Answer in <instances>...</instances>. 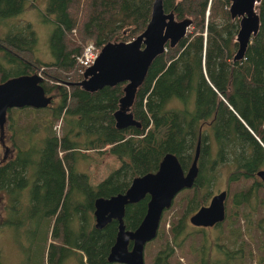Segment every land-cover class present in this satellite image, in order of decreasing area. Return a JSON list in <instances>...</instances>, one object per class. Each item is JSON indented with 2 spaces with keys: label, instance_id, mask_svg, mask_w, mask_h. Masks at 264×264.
Wrapping results in <instances>:
<instances>
[{
  "label": "trees",
  "instance_id": "obj_1",
  "mask_svg": "<svg viewBox=\"0 0 264 264\" xmlns=\"http://www.w3.org/2000/svg\"><path fill=\"white\" fill-rule=\"evenodd\" d=\"M25 2L0 0V20L21 12ZM152 2L47 0L46 14L54 22L49 37L54 55L51 61L35 56L36 36L30 25L11 26L5 33L0 32V81L40 72L44 90L51 92L55 88L61 96L59 105L52 110L22 107L7 113V127L12 132L9 140L18 151L5 162L0 155V190L8 197L3 224L11 227L15 236L22 227L28 245L37 247L38 261H33L29 253L26 259L32 261L25 264H43L45 259L52 263L55 258L70 256L73 248L83 250L82 264H111L107 256L118 222L112 219L97 228L94 200L124 192L133 177L155 171L167 152L177 156L186 172L198 140V173L193 185L174 197H178L180 212L168 222L167 232L164 228L160 231V238L165 236L164 243L152 264H175L174 246L180 252L184 247L189 253L197 252L196 264H244L255 256L249 229L245 231L249 240L238 239V235H245V227L241 231L231 228L230 234L235 235L232 237L222 235L220 229L227 217L229 224L234 216L232 225L241 217L248 224L257 218L256 228L264 231V215L256 216L264 205L260 192L263 184L256 174L264 168V0L256 6L258 31L244 58L237 61L232 56L237 46L234 37L238 18L230 17L229 0H163L165 11L172 10L177 19L189 16L192 23L175 46L166 44L149 65L131 106L140 122L138 127L115 126L113 112L124 82L96 91L65 83L81 79L77 56L87 41L101 48L107 41L132 39L145 28ZM175 99L184 105H172ZM45 119L49 121L48 133L33 137L37 133L27 129L34 120ZM58 120L59 134L53 130ZM88 150L107 151L119 160L95 184L90 182L89 173L78 167L80 160L90 158L85 153ZM222 165L232 167L229 182L252 180L231 193L232 210L213 226L219 231L213 244L207 245L204 239L199 247H193L189 236L194 232H186L188 215L209 203ZM30 179L28 202L22 204V188ZM148 199L146 194L125 206L126 228L138 226ZM58 206L62 209L56 214ZM165 222L163 219L161 225L165 226ZM196 230L205 237L206 228ZM50 236L58 238L62 245L49 241ZM214 248L218 256L213 255ZM256 261L264 264V255L260 254Z\"/></svg>",
  "mask_w": 264,
  "mask_h": 264
},
{
  "label": "water",
  "instance_id": "obj_2",
  "mask_svg": "<svg viewBox=\"0 0 264 264\" xmlns=\"http://www.w3.org/2000/svg\"><path fill=\"white\" fill-rule=\"evenodd\" d=\"M260 0H230L229 14L238 18V29L234 40L236 49L233 61L243 59L251 38L259 28L257 4ZM192 19L189 16L177 19L172 10L165 11L163 0H153L150 18L145 28L130 40H111L104 43L94 62L87 66L82 77L76 81H66L67 85H78L87 91H96L105 85L124 82L123 93L118 99V107L113 112L115 126L124 128L140 126L131 106L139 85L143 82L153 59L166 49V44L175 46L186 34ZM43 75L24 73L0 81V132L6 120V112L11 107H44L51 102L42 86ZM1 138V137H0ZM198 140L193 160L185 172L175 154L167 152L153 172L133 177L124 192L109 197L99 196L94 200V221L98 228L112 218L118 220V230L107 259L125 264H145L144 246L156 236L162 212L169 207L175 195L192 186L198 172ZM264 187V168L256 171ZM149 195L147 209L138 226L126 230L123 223L125 204ZM227 189L216 191L209 203L200 206L189 216L195 226H212L224 220ZM132 240L131 248L128 242Z\"/></svg>",
  "mask_w": 264,
  "mask_h": 264
},
{
  "label": "rangeland",
  "instance_id": "obj_3",
  "mask_svg": "<svg viewBox=\"0 0 264 264\" xmlns=\"http://www.w3.org/2000/svg\"><path fill=\"white\" fill-rule=\"evenodd\" d=\"M46 7H47V0H26L24 8L18 14L0 20V32L3 34L5 33L9 27L11 26H27L30 25V28L33 30L36 41L33 47V52L36 57H38L42 61H51L54 59V55L51 52L49 37L50 33L54 27L53 17L51 15L46 14ZM191 25L188 27L190 29ZM1 58V57H0ZM192 100V99H191ZM172 105L183 106V102L180 100H174L171 102ZM170 104V105H171ZM191 105V103H190ZM17 114V112L15 111ZM34 119V117H33ZM59 123V129L56 125ZM60 124L61 120H58L54 126L53 130H56V133L59 134L60 131ZM41 138L40 134H36L33 137ZM9 145L11 141L9 139L6 140ZM87 153L90 158L87 160H80L78 162L79 169L86 170L89 173V179L92 184L97 183L100 179L105 177L107 173L116 167L119 164V160L111 153L104 151L102 153H98L94 150H88ZM61 154V151H59ZM0 155H1V147H0ZM232 169L229 165H222L218 171V176L216 178V182L213 186L214 193L221 189H227V196L225 199V210L226 213L230 212L231 207V193L235 190H238L240 187L247 186L250 181L248 179H240L236 182H229L228 174ZM4 196L2 198V202H0V261L3 264H23L24 259H26V255L29 253L32 254L33 261H38L39 253H37V247H33L32 245H28V238L26 237V232H22L15 236L11 227H7L6 224H3V221L6 218L7 210L5 209L6 201L8 197L0 191ZM230 192V193H229ZM261 194L264 196V187L261 189ZM230 194V196H229ZM176 196V195H175ZM23 203L27 201V192L24 190L23 193ZM178 197L175 199L170 208H168L169 212L167 215V221L169 222L170 219L176 216L180 212V205L177 201ZM264 215V205L260 207V212L256 216ZM187 221V228L186 232L191 233L194 232L189 236L190 244L192 243L193 247L196 245L199 247L201 242L207 243V245H212L216 235L219 234L218 228L209 227L205 230V237L202 235V231H197V226L193 225L189 221ZM234 216H232L233 218ZM232 218L230 223L229 218L227 217L226 221L223 223L221 227V232L223 231L222 235H231V228H238L241 231V227L244 228L245 235H238V239L244 238L245 240H249L248 236L246 235V229H249L251 234L253 235V240L250 241L253 254L255 255L254 258L250 261H246L244 264H259L257 257L260 254L264 255V231H261L256 228V220H254L251 224H248L244 221L241 217L238 218L237 221L232 225ZM163 221V219L161 220ZM165 222V226L167 228ZM161 224V223H160ZM196 230V231H195ZM167 235V234H166ZM165 237V236H164ZM164 237L152 240L148 245L145 247L144 250V258L145 264H152V258L155 252L163 245ZM189 243V242H188ZM258 247V248H257ZM186 247H184L181 252L178 251V246H174V263L178 264V259L180 264H196L195 261H198V254L197 252L187 253ZM212 253L215 256H218L219 253L216 252L215 248L212 249ZM259 254V255H258ZM64 264H72V260L65 261Z\"/></svg>",
  "mask_w": 264,
  "mask_h": 264
},
{
  "label": "flooded vegetation",
  "instance_id": "obj_4",
  "mask_svg": "<svg viewBox=\"0 0 264 264\" xmlns=\"http://www.w3.org/2000/svg\"><path fill=\"white\" fill-rule=\"evenodd\" d=\"M31 73H34V72H31ZM38 73H40V72H38ZM27 74H29V73H27ZM41 74V73H40ZM19 75V74H18ZM67 81V80H66ZM66 83V82H65ZM45 93L47 94V95H51L52 96V99H51V102L48 104V105H46V106H44V107H33V108H42V109H46V110H52V109H54L55 107H57L58 105H59V103H60V101H61V96H60V93H59V91L57 90V89H55V88H53L52 90H51V92H48V91H45ZM22 107H32V106H22ZM22 107H11V108H8L7 109V112H6V120H5V122H4V125H3V130H2V133L0 132V147H1V160H3V162H5L6 160H8V159H10L11 157H13L14 156V154L18 151V149L17 148H15L14 146H12V145H9L8 143H7V139H9L10 138V135L12 134V132L8 129V127H7V113H8V111L9 110H13L14 108H16V109H22ZM43 122H44V124H43ZM29 132H31V133H37V134H41V135H45V134H47L48 133V131H49V121L47 120V119H45L44 121H41V120H34L33 121V124H32V127L31 128H29V129H27ZM20 158V157H19ZM30 187H31V179L30 180H28V182L23 186V188H22V197H23V193H24V190H26V192H27V201L25 202V203H27L28 202V191L30 190ZM184 189V188H183ZM0 191H3V190H0ZM181 191V190H180ZM3 193L6 195V197H7V194L3 191ZM4 195L0 192V202H2V198L1 197H3ZM143 198V197H142ZM141 199V198H140ZM139 199V200H140ZM149 200V199H148ZM138 201V200H137ZM137 201H133V202H137ZM173 201H174V199L172 200V203H173ZM7 202V201H6ZM133 202H128V203H133ZM128 203H126L125 204V206L128 204ZM172 203H171V205H172ZM22 204H23V201H22ZM147 204H148V201H147ZM174 204H175V201H174ZM170 205V206H171ZM203 205H205V204H203ZM170 206L169 207H167V208H165L164 210H163V212H162V215H161V218H160V222H159V226H158V229H157V233H156V236L153 238V239H151L150 241H148V242H146V244H145V246H144V250H145V247L148 245V243H150L152 240H154V239H156L157 237H159L160 238V231L162 232V228H164L165 230H166V232H167V230H168V222H166V225H167V228H166V226H162L161 224H162V219H165V221H167V215H168V212H169V210H168V208H170ZM8 207V203H6L5 204V209ZM62 208H61V206H58V208L56 209V211H55V213L57 214L58 213V211H60ZM146 209H147V207H146ZM124 211H125V208H124ZM196 211V210H195ZM55 214V215H56ZM124 216V215H123ZM54 219H55V217H53L52 218V221L54 222ZM112 219H116V218H112ZM111 219V220H112ZM110 220V221H111ZM117 220V219H116ZM109 222V221H108ZM107 222V223H108ZM117 222H118V220H117ZM106 223V224H107ZM124 223V222H123ZM140 223V222H139ZM161 223V224H160ZM218 223V222H217ZM105 224V225H106ZM216 224V223H215ZM214 224V225H215ZM53 225V224H52ZM50 226V229H53L54 228V226ZM104 225V226H105ZM214 225H212V226H197V227H204V228H209V227H213ZM103 226V227H104ZM124 226H125V224H124ZM103 227H101V228H103ZM98 228V227H97ZM125 229L126 230H133V229H128V228H126L125 227ZM117 230H118V224H117ZM21 231L22 232H24V230H23V228L21 227ZM116 234H117V231H116ZM115 237H116V235H115ZM49 241H51V242H54L55 244H58V245H62V241H59V239L58 238H53L52 236H50L49 237ZM115 241V240H114ZM114 243V242H113ZM113 245V244H112ZM111 245V246H112ZM131 246H132V240H129V242H128V248H131ZM158 251V250H157ZM157 251L155 252V254L157 253ZM83 250L82 249H79V248H73V250H72V254L70 255V256H68V257H66V258H62V259H58V258H55L54 259V261L52 262V263H48V261L49 260H47V259H45V261H43V264H64L65 263V261H68V260H72V264H82L81 263V259H80V257H81V254L83 255ZM155 254H154V256H155ZM154 256H153V258H154ZM153 258H152V261H153ZM83 260H85V257L83 256ZM26 261H32V260H30V259H24V261H23V264H25L26 263ZM109 261V260H108ZM144 261H145V258H144ZM86 262V261H85ZM111 264H125V263H122V262H117V261H109ZM34 264H41V263H39V262H35Z\"/></svg>",
  "mask_w": 264,
  "mask_h": 264
},
{
  "label": "built area",
  "instance_id": "obj_5",
  "mask_svg": "<svg viewBox=\"0 0 264 264\" xmlns=\"http://www.w3.org/2000/svg\"><path fill=\"white\" fill-rule=\"evenodd\" d=\"M98 53L99 49L93 41L89 40L84 44L82 53L77 56V61L81 65V72L94 62ZM56 127L59 129V123Z\"/></svg>",
  "mask_w": 264,
  "mask_h": 264
},
{
  "label": "bare ground",
  "instance_id": "obj_6",
  "mask_svg": "<svg viewBox=\"0 0 264 264\" xmlns=\"http://www.w3.org/2000/svg\"><path fill=\"white\" fill-rule=\"evenodd\" d=\"M229 2H230V0H229ZM99 49V51H100V48H98ZM82 53V52H81ZM241 60V59H240ZM147 74V73H146ZM145 79V78H144ZM144 81V80H143ZM119 83V82H118ZM117 84V83H116ZM106 86V85H105ZM108 86H110V85H108ZM112 86V85H111ZM138 89V88H137ZM136 95V94H135ZM135 99V98H134ZM198 173V172H197ZM195 181V180H194ZM193 185V184H192ZM227 196V195H226ZM226 199V198H225ZM225 212H226V210H225ZM226 216V215H225ZM191 223V222H190Z\"/></svg>",
  "mask_w": 264,
  "mask_h": 264
}]
</instances>
